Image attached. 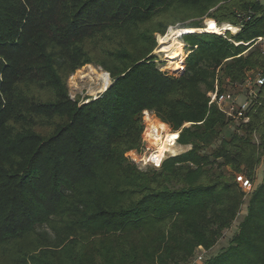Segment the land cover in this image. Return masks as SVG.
<instances>
[{
  "label": "trees",
  "instance_id": "1",
  "mask_svg": "<svg viewBox=\"0 0 264 264\" xmlns=\"http://www.w3.org/2000/svg\"><path fill=\"white\" fill-rule=\"evenodd\" d=\"M206 20L239 31L184 34V70L161 71L157 36ZM259 38V0H0V264H191L212 251L243 206L234 175L255 181L264 166V85L248 122L209 93L264 77ZM88 65L111 84L73 99L69 80ZM145 112L191 149L140 170L126 154ZM252 191L204 264H264V178Z\"/></svg>",
  "mask_w": 264,
  "mask_h": 264
},
{
  "label": "rangeland",
  "instance_id": "2",
  "mask_svg": "<svg viewBox=\"0 0 264 264\" xmlns=\"http://www.w3.org/2000/svg\"><path fill=\"white\" fill-rule=\"evenodd\" d=\"M207 21L208 20H206L203 23L205 27H206ZM229 26H231V25H229ZM232 27H234V26H232ZM234 28L236 29V32L230 31L232 34H236L239 31L237 29V27H234ZM189 31L190 30L180 29L179 26H177L174 28H170L168 30V32L166 33V35L157 36L158 45H157V48H156L154 53L157 56V64L160 66L161 71H168L171 75L180 76V72L184 70V67H185L184 66V60L186 59L187 53H188L187 50L185 49V43L186 42H189V43L192 42V40L189 38H183L184 32L195 33V32H189ZM196 33H198V32H196ZM174 35H176L177 39H179L180 41L183 42L182 48L177 53L178 58L175 60H171L174 63L178 62L179 65H175L174 63L172 64L170 59L168 58L167 54L162 53L163 49L161 48L162 50H159V48L162 47L163 44L166 43V41L169 42L171 37ZM262 43H263V48H264V41H262ZM176 66H179L181 68L177 69ZM93 71L96 73V75H93ZM103 74L109 75L110 83L107 86V88H108L111 84L110 74L107 72H104L100 67H96L94 65H88V66H85L84 68H82L81 70L77 71L76 74L73 75L69 80V87L71 90L72 98L73 99L78 98L81 101H86L89 98L95 99L98 96H100V94H102L104 92V91H102V89L105 85L104 79H102V77L100 76ZM258 74L261 75L262 73L260 71H252V70L247 72V80L243 86H237L234 84L232 85L229 83V81H226V83H224L222 86L218 85V83H217L216 89L214 92H216L218 90V92L222 93V94L223 93L232 94L233 96H235L237 98L238 102H242L247 98V96L250 92L257 91L256 86H255V82H256V78H257ZM143 122H144V133L142 135V141L143 142H142L141 147H139L135 150H131L126 154V157L128 159H130L131 161H133L135 164H137L139 166L140 170H143L145 168V166L142 165V161L143 160L147 161V159L154 153V151L156 150V147L158 146L159 141L154 139L156 137V134L152 133L150 130L152 127L158 128V127H160V125L162 123L166 129L165 130L159 129V131L157 132L159 135L161 132L164 133L166 136L168 134L169 135L177 134V133L173 132L172 128L169 125L161 122V120L154 113L145 112L143 115ZM236 122H239V120L236 119ZM155 124H156V126H153ZM157 124H159V126ZM189 125L190 124H187L185 126L188 127ZM233 130H234L233 128H231V129L229 128L230 132H232ZM178 134H180V133L178 132ZM159 137H161V136H159ZM171 149H172V151H169L166 153L165 159H167L168 157H174V156L183 154V153L189 151L191 149V147L190 146L184 147V146L179 145V143H176V145L171 147ZM148 166H150V165H148ZM227 171L230 172L229 169H227ZM238 176H243V177L247 178L246 173H243V172L242 173H236L234 175L235 179ZM263 178H264V166L261 164L257 168V171H256V180L251 181L253 184V190L256 187H258V185H260L262 183ZM238 187L241 189V191L244 194L243 195V206L241 208V211L239 212V215L237 216V218L233 222L232 227L224 232V236L218 242L216 247L212 251H210L208 254H206V253L204 254V260L201 264H204L205 259L212 257V256H215L216 254L220 253L223 249H225L229 246V243H230L233 235L238 230L239 223L243 220V218L245 217V215L247 213V205L249 203V199L251 198V194L253 191L250 192V191L243 190L239 184H238ZM201 253H202V249H200V247L197 248L195 251V257L192 260V263L196 260V258Z\"/></svg>",
  "mask_w": 264,
  "mask_h": 264
},
{
  "label": "built area",
  "instance_id": "3",
  "mask_svg": "<svg viewBox=\"0 0 264 264\" xmlns=\"http://www.w3.org/2000/svg\"><path fill=\"white\" fill-rule=\"evenodd\" d=\"M260 2H264V0H259ZM229 26V25H228ZM239 30V28H237ZM231 31V30H230ZM227 31H224L222 33V35H225ZM263 39L259 38L258 42H262ZM159 50H161V48H159ZM255 85L258 86H263L264 85V77L260 74H258L257 78H256V82ZM254 92H250L247 96V98L242 101V102H238L237 98L235 96H233L232 94L229 93H219L218 90L216 92H212L209 93V98H210V105H217L227 116L238 119V120H244V122H248L249 118L246 117V112L248 111L251 103H252V98L254 97ZM177 134H171L173 135H177L176 139L174 140V144L173 146L176 145V143H178L180 134H178V132H174ZM157 135V137H155L154 139H159L161 138V140L158 142V146L156 147V150L154 151V153L147 159V161L143 160L142 161V165L147 167L148 165L153 166L155 168H160L162 163L164 162L165 159V155L161 160H158L157 156L159 154V149L160 146L162 144V141L166 139V135L164 133H160V135L158 133H155ZM161 136V137H159ZM172 146V147H173ZM144 163V164H143ZM237 183L241 186V188L243 190L246 191H252L253 190V184L252 182L247 179L246 177L243 176H238L236 178ZM200 249H202V253L196 258V260L192 263V264H201L204 260V254L206 253L204 251V249L202 247H200Z\"/></svg>",
  "mask_w": 264,
  "mask_h": 264
},
{
  "label": "bare ground",
  "instance_id": "4",
  "mask_svg": "<svg viewBox=\"0 0 264 264\" xmlns=\"http://www.w3.org/2000/svg\"><path fill=\"white\" fill-rule=\"evenodd\" d=\"M227 30H231L233 32H236V29L234 27H232V26L224 25L223 27L222 26L220 27L213 20H208L205 29H193V30H190L189 32H195V33L196 32H198V33L208 32V33L222 34L224 31H227ZM182 46H183V42L180 41L179 39H177L176 35H174V36L171 37L169 42L166 41V43L163 44V46L161 47L163 50L162 49L161 50H162V53L167 54L168 58L171 61V60H175V59L178 58L177 53H178V51H180ZM171 63L173 64L174 62L171 61ZM174 64L175 65H179L178 62H175ZM176 67H177V69L181 68L179 66H176ZM94 71H93V75H96V73ZM100 76L102 77V79H104L105 85H104L102 91H105L107 89V86L110 83L109 76L106 75V74H103V75H100ZM157 125L159 126V124H157ZM153 126H156V124L153 125ZM159 129L165 130L166 128L161 123L160 127H158V128L152 127L150 130H151L152 133H157L159 131ZM156 137H157V135H156ZM176 137H177V135H173L172 136V135L168 134L166 136L165 141L164 140L162 141V144H161L160 149H159V154L157 156L158 160H161L164 157L166 152L172 151L171 147L173 146L174 140L176 139ZM156 140L160 141L161 138L160 139H156Z\"/></svg>",
  "mask_w": 264,
  "mask_h": 264
},
{
  "label": "water",
  "instance_id": "5",
  "mask_svg": "<svg viewBox=\"0 0 264 264\" xmlns=\"http://www.w3.org/2000/svg\"><path fill=\"white\" fill-rule=\"evenodd\" d=\"M227 31H230V30H227ZM184 34H188V32H184ZM161 48V47H160ZM109 76V75H108Z\"/></svg>",
  "mask_w": 264,
  "mask_h": 264
}]
</instances>
